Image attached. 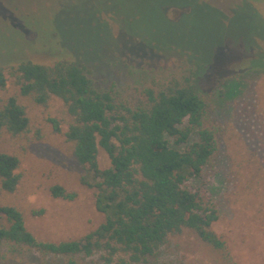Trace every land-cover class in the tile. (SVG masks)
Segmentation results:
<instances>
[{"label":"rangeland","instance_id":"374dc122","mask_svg":"<svg viewBox=\"0 0 264 264\" xmlns=\"http://www.w3.org/2000/svg\"><path fill=\"white\" fill-rule=\"evenodd\" d=\"M240 2L0 0V58L20 50L17 57L42 63L77 61L91 70L97 88L114 85L133 98L153 77L164 76L188 57L181 49L188 50L197 59L198 84L211 97L222 145L188 186L216 201L218 219L212 228L227 242L235 261L264 264V41L257 38L264 35V0H247L235 17L226 18ZM189 3L192 11H187ZM7 85L0 90V105L18 91L12 82ZM21 100L27 105L30 130L20 137L4 133L0 147L20 155L22 180L12 194L0 190V201L19 206L40 239L80 237L104 215L95 206V188L83 183L84 171L66 139L72 117L59 97L53 96L47 106ZM171 142L175 145L174 138ZM98 160L102 168L111 165L103 147ZM56 184L76 192V198L55 197L51 188ZM33 210L43 213L34 215ZM18 264L104 262L99 252L46 259L33 252ZM142 264L220 263L209 246L185 230Z\"/></svg>","mask_w":264,"mask_h":264},{"label":"trees","instance_id":"16d2710c","mask_svg":"<svg viewBox=\"0 0 264 264\" xmlns=\"http://www.w3.org/2000/svg\"><path fill=\"white\" fill-rule=\"evenodd\" d=\"M240 1L231 15L225 13L226 18L235 17L247 3ZM186 5L187 11L193 10L192 3ZM257 38L264 41V35ZM181 50L188 57L164 76L153 77L133 98L114 85L97 88L91 70L77 61L60 58L42 63L17 57L20 50L0 58V90L9 82L18 89L0 105V138L4 133L20 137L30 130L27 105L21 99L47 106L53 96L61 98L72 117L66 139L84 171L83 183L95 188V206L104 215L98 226L80 237L48 241L29 229L19 206L0 201V262L18 264L33 252L43 259L99 252L104 264H142L172 237L190 230L220 264H238L227 242L212 228L218 219L216 201L187 183L201 176L222 145L211 97L198 84L197 59ZM99 147L108 153L109 167L100 166ZM20 166V155L0 147L3 193L18 189ZM51 191L68 200L77 196L60 184ZM42 213L33 210L34 215Z\"/></svg>","mask_w":264,"mask_h":264}]
</instances>
